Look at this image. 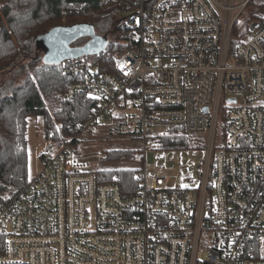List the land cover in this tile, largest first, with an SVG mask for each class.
<instances>
[{"label":"built area","instance_id":"1","mask_svg":"<svg viewBox=\"0 0 264 264\" xmlns=\"http://www.w3.org/2000/svg\"><path fill=\"white\" fill-rule=\"evenodd\" d=\"M107 1L122 5L123 51L113 71L97 55L63 62L64 98L83 97L91 113L56 121V150L0 200V264H264V9ZM115 118L137 157L127 168L91 150ZM171 138L182 148H167ZM121 169L128 188L107 179Z\"/></svg>","mask_w":264,"mask_h":264},{"label":"trees","instance_id":"2","mask_svg":"<svg viewBox=\"0 0 264 264\" xmlns=\"http://www.w3.org/2000/svg\"><path fill=\"white\" fill-rule=\"evenodd\" d=\"M121 7L120 2L107 0H0V71L16 63L34 46L37 47L36 38L51 28L79 23L96 27L103 21L117 18ZM77 41L85 43L84 37ZM122 51L123 45L116 38L97 55V61L103 69L113 71L115 58ZM64 67V63H45L23 84L13 86L9 93L0 89V200L7 194L17 193L30 179L27 137L30 116H42L46 137L60 140L56 121L68 127L91 113L83 97L74 101L64 98L70 82ZM114 125L119 134L124 133L122 127L126 126L125 120L115 118L109 128ZM109 128L101 133H107ZM178 141L171 138L166 147L182 148ZM184 141L185 147L192 146L190 140L185 138ZM106 152L109 160H120L132 156L133 150L115 147ZM107 179L118 181L124 188L134 183L131 171L109 172Z\"/></svg>","mask_w":264,"mask_h":264},{"label":"rangeland","instance_id":"3","mask_svg":"<svg viewBox=\"0 0 264 264\" xmlns=\"http://www.w3.org/2000/svg\"><path fill=\"white\" fill-rule=\"evenodd\" d=\"M235 2H239V0H235ZM258 3L259 0H253L252 3L249 5L254 12L257 11L258 9H264V5L259 6ZM245 16H246V12L244 17ZM248 22L250 25L251 20H249ZM113 23H115V25L117 24V18L116 20L111 18L99 23L96 26L98 33L100 34L106 33L107 31H109V28L111 25H113ZM250 29L251 27L249 26V29L246 28V23H244L242 29H240L239 32L240 36H243L244 34L250 32ZM115 39H116L115 34H113V36L110 37V41L111 40L115 41ZM86 56L87 55L81 56L80 60L85 61L87 58ZM45 63L46 60H45L44 51L34 46V48L30 49L27 54L22 55L16 63L0 71V89L5 90L4 92L6 93H9L13 86L23 84L27 79V77L31 76L35 72V70L40 68ZM119 120L122 121L121 119ZM107 125L108 124H106V126ZM109 125L107 128H103L101 132L103 130H107L109 128ZM109 129L110 131H108L107 133L100 132L99 134L96 135V137L95 136L93 137V139L98 138V140H96L97 145L93 146L91 150L103 151L115 147H119L127 150L132 149L131 147H128L134 145L129 144L130 142L129 138L131 137H129L126 134L125 127H122L123 130L125 129L123 134H119V130L115 125L110 127ZM27 137H28V174H29V178H33L40 171L42 167V161L41 158L39 157V152L42 150L47 151V149L56 150V148L60 144V141L58 139L53 138V136L46 137L44 131V119L42 116H36V115H32L28 118ZM136 159L137 157L136 156L134 157V153L132 152V156L130 157L122 158L120 160L108 159L107 161L106 160L104 161L105 164L110 163L109 164L110 167L114 165L120 168H127V164L135 163ZM147 161L149 165H154L156 163L154 152L149 151L147 155ZM119 171H127V170L121 169Z\"/></svg>","mask_w":264,"mask_h":264},{"label":"water","instance_id":"4","mask_svg":"<svg viewBox=\"0 0 264 264\" xmlns=\"http://www.w3.org/2000/svg\"><path fill=\"white\" fill-rule=\"evenodd\" d=\"M82 37H89L83 46H71ZM108 43L104 36L96 34L95 26L89 23L53 27L36 38L37 48L44 51L48 64H60L85 55H98Z\"/></svg>","mask_w":264,"mask_h":264},{"label":"flooded vegetation","instance_id":"5","mask_svg":"<svg viewBox=\"0 0 264 264\" xmlns=\"http://www.w3.org/2000/svg\"><path fill=\"white\" fill-rule=\"evenodd\" d=\"M114 20H116V18H113ZM115 29H116V25L115 23H113V25L110 26L109 31H107L106 33H98L97 28L95 27V31L97 35H101L104 36L108 41H110V37L113 36V34H115ZM103 34V35H102ZM89 39V37H84L85 43L86 41ZM85 43L81 44L78 41H75L74 43L71 44L72 47H81L83 46Z\"/></svg>","mask_w":264,"mask_h":264}]
</instances>
